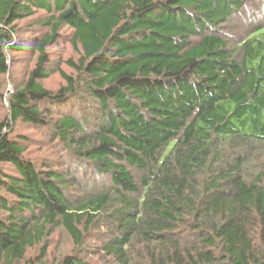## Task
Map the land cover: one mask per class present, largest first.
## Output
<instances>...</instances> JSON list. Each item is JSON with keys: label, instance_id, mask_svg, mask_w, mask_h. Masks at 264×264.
Returning <instances> with one entry per match:
<instances>
[{"label": "trees", "instance_id": "obj_1", "mask_svg": "<svg viewBox=\"0 0 264 264\" xmlns=\"http://www.w3.org/2000/svg\"><path fill=\"white\" fill-rule=\"evenodd\" d=\"M248 2L0 0V75L20 20L50 29L0 122V264L45 258L60 227L73 249L51 264H264V15L237 20ZM63 26L79 58L52 90ZM20 122L75 164L29 157Z\"/></svg>", "mask_w": 264, "mask_h": 264}, {"label": "rangeland", "instance_id": "obj_2", "mask_svg": "<svg viewBox=\"0 0 264 264\" xmlns=\"http://www.w3.org/2000/svg\"><path fill=\"white\" fill-rule=\"evenodd\" d=\"M258 0H249L247 6L242 10L237 20L243 22H255L257 18L262 16L264 7L259 8ZM47 15L41 12H36L33 17L24 18L19 21L18 26L21 30L23 40H25V48L23 51L11 55L10 64L11 72L8 75H0V122L4 119L9 106L8 96L14 91L15 84H20L25 75L34 67L37 61V52L33 50L32 43L41 38L50 29L41 23H37L39 19L45 18ZM237 22L229 23V28L236 27ZM73 29L68 26H63L59 31L57 41L48 47L51 58V68L54 70L53 74L45 80L47 87L52 90H58L65 80L62 78L57 68H64L68 73H75V70L67 64L66 60L69 58L78 59L79 53L72 45ZM38 38V39H37ZM31 47V48H30ZM73 73V74H74ZM50 130L45 128H38L30 124H23L22 122L15 125L13 137H26L27 142H22L27 146L26 154L35 160L37 163L49 162L56 168H62L66 163L74 165L75 162L64 152L61 148L59 151L55 150L52 146V137L49 134ZM25 139V138H24ZM254 165L257 168L253 171H264V153L256 157ZM3 170L6 172H14L13 167L10 165H2ZM251 171V170H250ZM252 172V171H251ZM86 188H92L94 185L88 182V179H82ZM77 194L76 189L73 190ZM253 235L257 242H262V234L260 226L257 225L253 230ZM53 242L49 248L48 255L41 259L35 257L38 254V248L29 250L28 259L32 257V264H51L56 258L61 257L65 252L73 249V242L70 235L63 229L58 228L52 235ZM35 255V256H34ZM31 264V263H29Z\"/></svg>", "mask_w": 264, "mask_h": 264}]
</instances>
